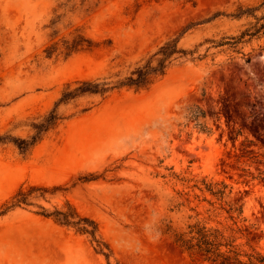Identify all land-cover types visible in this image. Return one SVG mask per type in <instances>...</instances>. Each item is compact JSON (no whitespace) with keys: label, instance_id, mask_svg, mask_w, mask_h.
I'll return each mask as SVG.
<instances>
[{"label":"rangeland","instance_id":"1","mask_svg":"<svg viewBox=\"0 0 264 264\" xmlns=\"http://www.w3.org/2000/svg\"><path fill=\"white\" fill-rule=\"evenodd\" d=\"M263 1L0 0V264H211L176 242L195 223L264 255V32L235 44L255 19L230 15ZM77 35L94 46L67 55ZM177 37L183 52L150 88L60 102L80 81L124 80ZM32 186L47 192L2 213ZM68 204L96 221L109 258L41 214Z\"/></svg>","mask_w":264,"mask_h":264},{"label":"trees","instance_id":"2","mask_svg":"<svg viewBox=\"0 0 264 264\" xmlns=\"http://www.w3.org/2000/svg\"><path fill=\"white\" fill-rule=\"evenodd\" d=\"M264 9V1L258 6L244 7L239 6L231 17L235 19L254 18L255 23L246 29L241 36L237 37L235 44H238L249 35L255 37L264 32V13L258 15V12ZM180 37L174 38L167 42L164 46L156 52L144 66L137 68L130 76L124 80L117 82L84 80L78 82V86L70 89L68 86L60 102H68L78 96L91 94H107L108 92L121 87L136 88L137 90L148 89L156 81L161 80L166 74L169 67L172 65V60L176 54H181L183 51L179 50ZM67 55L71 52L79 51L83 48H92V42L86 40L82 35H77L72 41H66ZM58 50L57 47L52 46L48 51V56H52ZM192 117L199 119L205 115V112L200 107H196L191 111ZM60 119L56 110H53L48 119L38 126H36L37 133L31 140L18 139L14 140L19 148L23 151L28 150L35 145L40 139L42 133L53 127ZM211 187V186H210ZM209 190L217 195H224V191L219 190L214 192L213 188ZM37 191L47 192L46 188L32 186L28 191L20 190L14 197L9 206H7L3 214L11 209L28 205L30 198ZM242 212V208L239 209ZM230 212V211H229ZM42 215L53 217L62 225L75 228L78 232L88 234L96 243L98 251L103 253L107 258L110 257L109 246L97 237L98 224L93 219L82 216L70 204L66 210L56 209L54 212H47L44 210ZM244 229H239L238 232H243ZM237 238L234 236H227V234L218 228H209L208 226L195 223L189 226L188 232L177 234L176 242L182 248L183 252L187 253L193 261L210 262L211 264H264V255L259 252L245 253L236 243ZM106 249L109 250L106 251ZM243 257H247L245 260Z\"/></svg>","mask_w":264,"mask_h":264}]
</instances>
